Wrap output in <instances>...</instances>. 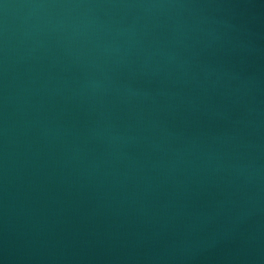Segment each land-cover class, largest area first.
<instances>
[{"label":"water","instance_id":"1","mask_svg":"<svg viewBox=\"0 0 264 264\" xmlns=\"http://www.w3.org/2000/svg\"><path fill=\"white\" fill-rule=\"evenodd\" d=\"M264 197V0H0V264H178Z\"/></svg>","mask_w":264,"mask_h":264}]
</instances>
